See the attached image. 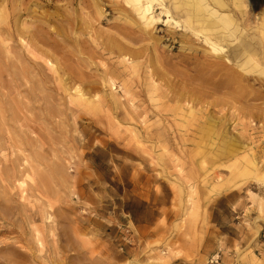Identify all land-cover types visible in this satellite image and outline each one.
<instances>
[{
	"label": "rangeland",
	"instance_id": "1",
	"mask_svg": "<svg viewBox=\"0 0 264 264\" xmlns=\"http://www.w3.org/2000/svg\"><path fill=\"white\" fill-rule=\"evenodd\" d=\"M0 264H264V0H0Z\"/></svg>",
	"mask_w": 264,
	"mask_h": 264
},
{
	"label": "built area",
	"instance_id": "2",
	"mask_svg": "<svg viewBox=\"0 0 264 264\" xmlns=\"http://www.w3.org/2000/svg\"><path fill=\"white\" fill-rule=\"evenodd\" d=\"M218 261H219V258H213V259L211 260L212 263H214V262H218Z\"/></svg>",
	"mask_w": 264,
	"mask_h": 264
}]
</instances>
